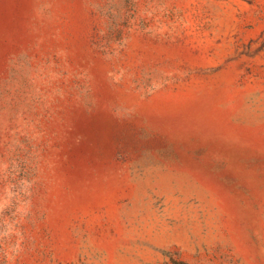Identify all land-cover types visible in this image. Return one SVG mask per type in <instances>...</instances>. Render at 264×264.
<instances>
[{
	"label": "rangeland",
	"instance_id": "1",
	"mask_svg": "<svg viewBox=\"0 0 264 264\" xmlns=\"http://www.w3.org/2000/svg\"><path fill=\"white\" fill-rule=\"evenodd\" d=\"M0 264H264V0H0Z\"/></svg>",
	"mask_w": 264,
	"mask_h": 264
}]
</instances>
